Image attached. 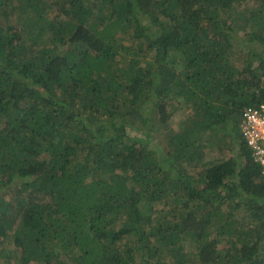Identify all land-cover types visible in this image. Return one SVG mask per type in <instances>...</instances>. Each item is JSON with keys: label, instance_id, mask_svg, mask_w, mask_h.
<instances>
[{"label": "trees", "instance_id": "16d2710c", "mask_svg": "<svg viewBox=\"0 0 264 264\" xmlns=\"http://www.w3.org/2000/svg\"><path fill=\"white\" fill-rule=\"evenodd\" d=\"M252 1L0 0V264H264Z\"/></svg>", "mask_w": 264, "mask_h": 264}, {"label": "rangeland", "instance_id": "374dc122", "mask_svg": "<svg viewBox=\"0 0 264 264\" xmlns=\"http://www.w3.org/2000/svg\"><path fill=\"white\" fill-rule=\"evenodd\" d=\"M249 2L247 3H243V4H238L237 6V10L236 13H238L240 16L244 15L245 10H250V12L252 10H258L260 9V5H258L256 2L252 1V0H248ZM238 22V21H237ZM230 34H232V42H233V51L230 55L231 60H233L235 63L237 64H244V60L247 59L249 56L246 53L247 52V45L243 40H247V36L245 33V29H242L241 27H239L237 30L231 31ZM251 44H253V47H257L260 50L262 49V45L261 43L256 39L253 42H251ZM246 46V47H245ZM249 49V48H248ZM262 83L264 85V72H262ZM187 110L185 109L184 105L180 104L179 106L177 105V107L174 108L173 111V115H172V119L175 123H179L182 118L186 115ZM143 117V118H142ZM141 118L138 119V123L142 126H144V117L142 116ZM132 133H134L135 129H131L130 130ZM231 159H229L230 161ZM239 162V165L237 164V169H243V166H247L248 165V160L247 159H242ZM237 172V170H236ZM236 211V210H235ZM237 213L240 215L242 213V211L237 210ZM189 250L192 251V249ZM263 251H264V247H263ZM31 264H37V263H31Z\"/></svg>", "mask_w": 264, "mask_h": 264}, {"label": "built area", "instance_id": "2783aa9c", "mask_svg": "<svg viewBox=\"0 0 264 264\" xmlns=\"http://www.w3.org/2000/svg\"><path fill=\"white\" fill-rule=\"evenodd\" d=\"M241 131L252 148V154L264 173V102L246 106L240 122Z\"/></svg>", "mask_w": 264, "mask_h": 264}]
</instances>
